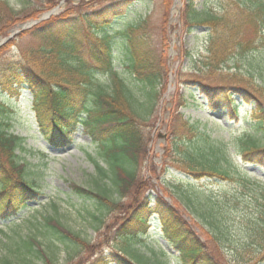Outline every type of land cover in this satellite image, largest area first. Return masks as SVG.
<instances>
[{
    "label": "trees",
    "instance_id": "obj_1",
    "mask_svg": "<svg viewBox=\"0 0 264 264\" xmlns=\"http://www.w3.org/2000/svg\"><path fill=\"white\" fill-rule=\"evenodd\" d=\"M17 1L21 5L18 11L0 0V37L8 35L17 24L37 19L66 1L60 15L23 34L32 35L37 45L19 49L17 63L0 77V90L9 97L21 95L22 90L32 94L39 132L51 147L60 149L71 144L72 135L79 127L96 144L95 169L108 178V186L94 191L73 183L70 189L78 197L96 201L109 214L127 213L119 227L120 234L112 240L121 247L110 255V264H150L135 246L138 237L148 230L151 211L157 212L164 238L184 264H220L215 256L223 252L221 239L225 236V223L214 213L224 216L222 206L213 203L214 195L208 196L204 189L194 185V204L189 191L170 196L172 204L165 200L166 194L158 192L153 203L146 193L156 186H149V181L141 175L142 162L149 153L144 128L156 115L159 97L166 91L169 80L170 58L166 50L174 0L163 3L160 48L155 42L158 34L150 28V15L137 14L122 26L117 25L135 0H91L78 5L71 4L70 0ZM198 1L182 0L183 9L176 26L186 35L197 28L208 33L207 54L195 66L194 86L208 108L225 112L226 119L234 123L239 112L234 98L246 101L250 110L244 123L249 127L242 129L240 137H231L222 146L212 142L197 124L184 122L186 135L179 145L175 141L166 156L181 157V162L178 159L180 170L196 183L207 179L241 182L240 188L246 190L251 187L256 194L252 200L264 208V185L248 178L245 171L232 168L228 157L230 144L235 143L236 155L264 170V84L260 85L254 78L257 65L253 66L251 61L255 57L264 62V0H222L217 8L205 7L203 11L197 9ZM17 39L0 51L17 46ZM185 54L191 57L187 50ZM243 61L249 64L246 73L242 71ZM118 66L122 71L116 70ZM186 84L191 85V81ZM186 105L185 96L180 94L177 111ZM5 111V104L0 100V114ZM178 130V125H172L170 131L175 135ZM22 142L23 139L9 133L8 125L0 119L1 222L12 220L29 203L41 198L34 182L25 177V164L19 162L17 151L22 148ZM115 193L119 199L116 201L125 199L129 204L109 200V194ZM195 203L204 205L203 212L197 210ZM177 206L186 211L194 206V224L204 241L178 213ZM42 223L60 241L68 243L70 253L95 254L100 246H92L55 219H43ZM253 232L249 236L252 247L264 255V227ZM24 246L27 252L35 248L44 264H56L36 240L31 239ZM94 257L92 264H107L102 256ZM73 260L76 261L70 256V261ZM0 264H12V261L5 255Z\"/></svg>",
    "mask_w": 264,
    "mask_h": 264
},
{
    "label": "rangeland",
    "instance_id": "obj_2",
    "mask_svg": "<svg viewBox=\"0 0 264 264\" xmlns=\"http://www.w3.org/2000/svg\"><path fill=\"white\" fill-rule=\"evenodd\" d=\"M4 1H7L16 11L21 8L17 0ZM89 1L91 0H70L73 5ZM178 1L179 3L174 0L171 8L172 30L167 42L169 48L166 50L170 58L167 89L159 97L156 115L148 122L149 126L144 128L148 135L149 153L142 162L141 175L149 181V186H156L146 195L155 196L158 192L161 195L166 194V200L172 203L169 196H179L178 194L189 191L194 204V185L204 189L206 195H214L213 203L222 206L224 213V216H221L214 212L216 217L221 218L225 223V236L221 239L223 252L220 253L221 256L219 254L215 256L216 260H220V264H264L263 253L259 254L258 250L252 247L253 242L249 237L254 234L253 230L264 227V208L252 200L254 196L256 197L252 188L249 187L247 190L240 188L241 182L224 183L207 179L195 183L194 178L180 170L178 159L181 162V157L176 154L166 156L175 141L179 145L183 135H186L184 122L193 126L197 124L200 130L209 134L212 142L220 143L222 146L229 142L231 137L234 139L240 137L243 134L242 129L249 127L244 123L247 112L250 110L246 101L238 97L234 98L235 105L239 107L238 118L234 123L230 118L226 119L225 112L208 108L201 92L194 86L192 79H196L195 66L207 54L208 33L202 28H197L190 35H186L176 28L179 14L183 9L182 0ZM221 2L222 0H199L196 6L198 10L203 11L205 7L217 8V4ZM163 3L164 0H135L134 4L128 7L126 14H122L125 18L119 20L117 25L122 26L124 22L135 18L137 14L150 15V28L158 34V41L155 40V42L160 48L163 44L161 42V26L165 10ZM66 5L65 3L64 8ZM64 8L61 7V12ZM35 27L37 25L18 36L17 46L0 51V77L9 71L11 65L17 63L19 49H30L37 45L32 35H23ZM8 36L9 34L0 37V43ZM186 50L191 57L186 56ZM251 61L254 63L253 66L257 65L254 78L260 85L264 84V62L255 57ZM243 62L245 63L242 71L246 73L249 64L246 61ZM117 69L122 70L120 66ZM191 76L193 78H190ZM188 80L191 81V85L186 84ZM190 93L193 94L192 97ZM180 94L185 96L187 105L177 111ZM31 99L32 96L28 91H23L21 96L11 98L5 96L0 90V100L6 108L4 114H0V119L8 125L10 134L23 139L22 148L17 151L19 162L25 164L26 179L34 182L41 194L39 201L28 205L18 217L4 224L0 222V260L8 255L12 264H44L37 256L35 248L25 251V242L34 239L50 257L54 258L56 264H78L80 260V264H92L97 254L99 256L103 254L104 260L110 262V255L120 250L121 245L116 244V240L114 242L112 240L120 234L119 227L123 219L127 217V213L120 211L109 214L107 209L99 208L96 201L78 197L70 189L72 183L94 191L103 190L106 185L108 186V178L101 176L95 169L94 161L98 158L97 146L79 127L72 135L71 144L60 149L51 147L39 133L31 109ZM172 125L179 127L175 135L170 131ZM188 136L193 138L192 135ZM230 145L229 165L234 169L245 171L248 178L264 185V170L256 164L244 162L234 153L235 143ZM108 199L116 201L118 195L109 194ZM120 203L127 205L129 200L124 199ZM195 206L198 211L203 212V204L195 203ZM191 207L190 214L182 207L176 208L179 214L192 225L193 230L200 235L199 230L194 226V206ZM116 217L123 218L116 219ZM47 218L59 221L65 228L92 246L100 245L96 253H70L68 243L66 245L60 241L58 236L53 235V232L42 223V220ZM97 218L100 221L95 220ZM101 223L103 224L99 226ZM149 223L148 234L142 236V243L135 247L149 259L150 264H183L178 259L177 251L168 246L162 237L158 216L152 215ZM200 239L205 240L201 235ZM210 248L213 250L214 247ZM70 256L76 261H70Z\"/></svg>",
    "mask_w": 264,
    "mask_h": 264
},
{
    "label": "water",
    "instance_id": "obj_3",
    "mask_svg": "<svg viewBox=\"0 0 264 264\" xmlns=\"http://www.w3.org/2000/svg\"><path fill=\"white\" fill-rule=\"evenodd\" d=\"M61 5H63V3ZM57 13H58V8H56V9H54V10H52V11L46 13V14H44L43 16H40L39 19H37V20L29 21V22H27L25 24L19 25L16 28V30H14V31L11 32V37L8 38V39L3 40L2 41V44L5 43V42H7L8 40H10L11 38H13L14 36L20 34L21 32L26 31V30H28V29H30V28L38 25L39 23H41V22L49 19L51 16H54Z\"/></svg>",
    "mask_w": 264,
    "mask_h": 264
}]
</instances>
